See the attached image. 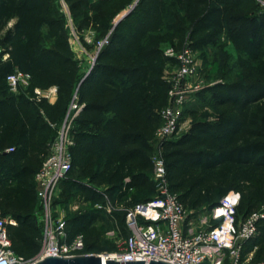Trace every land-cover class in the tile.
Here are the masks:
<instances>
[{
    "label": "trees",
    "instance_id": "trees-1",
    "mask_svg": "<svg viewBox=\"0 0 264 264\" xmlns=\"http://www.w3.org/2000/svg\"><path fill=\"white\" fill-rule=\"evenodd\" d=\"M64 1L78 21L79 32L97 27L103 36L109 34L88 76L80 73L67 18L56 0H0V218L16 223L6 225L13 252L33 260L43 248L45 225L37 216L43 209L35 176L74 100L82 108L72 123L73 166L59 185L61 196H75L76 191L75 197L85 203L105 204L108 197L114 203L129 200L132 208L155 198V133L169 103L170 84L165 77L177 64L162 47L170 41L161 40L162 32L178 40L177 51L189 43L199 53L218 47L219 38L225 36L243 72L242 81L205 87L194 96L198 102L186 105L183 120L195 121L187 133L164 145L171 191L194 208L202 207L205 196L218 189L240 192L238 220L260 209L264 203V11L253 7L249 13L240 12L244 0H139L116 26L109 7L127 0ZM169 13H175L172 20L167 19ZM16 71L31 80L29 88L20 87L14 94L7 78ZM36 88H57V102H37ZM10 148L14 151L7 152ZM100 158L104 161L98 168ZM151 189L153 198L135 204L138 194ZM102 214L87 209L71 216L66 241L82 235L85 252L95 253L101 246ZM106 217L117 221L122 235L128 234L126 214L112 212ZM263 242L264 221L258 236L244 245L243 261L246 249Z\"/></svg>",
    "mask_w": 264,
    "mask_h": 264
},
{
    "label": "built area",
    "instance_id": "built-area-1",
    "mask_svg": "<svg viewBox=\"0 0 264 264\" xmlns=\"http://www.w3.org/2000/svg\"><path fill=\"white\" fill-rule=\"evenodd\" d=\"M64 1V0H63ZM107 43L104 41L100 48ZM199 52L189 43L179 51L170 49L166 55L177 61L172 74L165 80L170 84L169 103L161 111L162 124L155 133L152 181L156 196L148 202L139 203L126 213L125 223L128 235L118 245L113 259L122 264L128 262L163 261L173 264H244L242 252L244 245L258 235L259 225L264 221V206L252 212L245 219L238 220L237 209L242 195L230 191L211 211L215 223L198 232L186 231L187 211L177 194L171 191L168 170L163 157L166 142L179 135L189 97L205 87L194 86L198 77L197 56ZM31 76L16 71L7 78L11 93L17 94L19 88L30 82ZM51 92L57 88L34 90V99L40 102L50 99ZM74 100L69 112L58 128L57 138L50 147V154L35 176L38 198L45 211L44 241L40 254L33 260H26L12 250L6 225L15 221L0 218V264H36L46 257H73L94 255L86 253L84 236L80 235L67 242V223L53 214V200L59 185L64 181L73 166L71 148L72 123L81 110ZM56 128L55 124H52ZM14 151L13 148L7 152ZM101 208V207H99ZM110 210V209H109Z\"/></svg>",
    "mask_w": 264,
    "mask_h": 264
},
{
    "label": "rangeland",
    "instance_id": "rangeland-1",
    "mask_svg": "<svg viewBox=\"0 0 264 264\" xmlns=\"http://www.w3.org/2000/svg\"><path fill=\"white\" fill-rule=\"evenodd\" d=\"M137 0H127L120 1L118 3H113L110 5V14L112 17V24L116 25V22L121 16L131 10L132 6L135 5ZM244 4L240 9L242 13H249L251 10H254L253 7H256L257 11H264V0H244ZM56 5L61 13L67 18V33L70 40V43L73 47L75 54V59L79 62L80 73L81 75L87 76V74L93 69L95 64V59L100 51L99 42L105 40L107 36H103L100 28L89 27L84 29L82 32H79L77 29L78 21H76L69 10L67 3L63 0H56ZM171 11H174L171 9ZM175 13H169L167 19L172 20ZM13 27V22L10 23L9 28ZM169 38L170 41L165 44H162V47L168 51L179 48V42L171 34L167 35L166 32L160 34L161 40ZM106 41V40H105ZM237 57L238 54L235 51L234 47L227 40L225 36L219 38L218 47H210L206 50L201 51L197 56L198 63V77L193 79L192 84L194 86L209 87L219 82H234L243 80V72L237 66ZM174 66L168 69V73L172 74L174 72ZM23 89L30 87V82L23 84L21 86ZM45 95H50V100H57L55 94L51 92L45 93ZM195 94L189 97V102H198L196 98L194 99ZM206 102H209V98L206 99ZM203 104L205 102L203 101ZM226 108H222L225 111ZM213 112L212 108H209ZM209 116V115H208ZM216 118V117H215ZM185 121V120H183ZM195 121L194 118L191 119L189 124H192ZM229 192L225 189H218L215 194L205 196V204L202 207L194 208L192 204L183 201L187 211V220L185 224L186 231L198 232L208 227H211L215 221L211 216V205L221 201V199L227 195ZM154 190L151 189L148 192H144L137 195L135 204L151 199L154 197ZM178 197L180 193H177ZM68 199V201H66ZM75 201V196L71 195L69 197H59L58 193L55 195L53 200V215L57 216L62 213L65 208L68 207V203H73ZM247 203L245 207H247ZM123 207L112 208L111 211L115 212L121 216H124L129 209V205L124 202L122 203ZM264 203L260 206L262 208ZM98 210H101L97 208ZM45 211H41V216L44 218ZM240 214H245V208L240 210ZM106 212L102 214V219L98 223V228L101 232V246L99 250L95 251L94 254H111L113 251H117L118 245L123 240L121 232L117 229V226L114 221L106 217ZM109 215V214H108ZM69 214H65L62 219L67 222L69 219ZM60 217V216H59ZM242 217V216H241ZM258 236V235H257ZM256 236V237H257ZM255 237V238H256ZM264 242L258 245L252 246L250 249H246L244 255V264H264ZM114 253V252H113Z\"/></svg>",
    "mask_w": 264,
    "mask_h": 264
},
{
    "label": "crops",
    "instance_id": "crops-1",
    "mask_svg": "<svg viewBox=\"0 0 264 264\" xmlns=\"http://www.w3.org/2000/svg\"><path fill=\"white\" fill-rule=\"evenodd\" d=\"M15 24V21H13V25ZM54 96H56L57 97V100H58V95L56 94V95H54ZM45 101H47L48 103H50V104H55L56 102H57V100L56 101H54L53 99L52 100H48V99H44ZM185 121H183L182 120V130H181V132L179 133V135L177 136V137H180L181 135H183V134H185V133H187L188 131H189V129H190V127H191V124H189V122L191 121V118H189V117H187V118H185L184 119ZM176 137V138H177ZM154 143H155V140H154ZM103 159L102 158H100V159H98L97 160V164H98V168H100V166L103 164ZM85 181H87V180H84V182ZM100 191H105V189L104 188H100L99 189ZM58 193V196L59 197H61V195H62V189L61 188H59L58 190H57V192H56V194ZM73 194L75 193V196H76V191H74V192H72ZM124 202H129V200H126V201H124ZM124 202H113V200H111L110 198H108L107 197V201H106V203L105 204H99V203H95V204H92V203H85L84 201H83V199H81L80 197H75V201H73V203H68V204H66V205H68V207L67 208H65L63 211H61L62 213H60V215H57L59 218H61L62 219V217H64V215L66 214H69L70 216H69V219H70V217L71 216H73L74 214H76L77 212H80V211H84V210H89V209H93V210H98L97 208H99V207H101V208H99V209H101V210H99V211H105L106 212V214H109V215H111L112 214V211H111V209L112 208H119V206L120 207H123L122 206V203H124ZM130 207V206H129ZM40 209H43L42 208V206H41V202H40ZM110 209V210H109ZM37 216H39L40 217V219H41V221L43 220L44 221V218L42 217V216H40L38 213H37ZM44 217H45V214H44ZM68 219V220H69ZM112 221H114L115 222V224H116V226H117V221L114 219V220H112ZM67 223V222H66ZM117 229H118V226H117ZM186 229V228H185ZM119 230V229H118ZM120 232V231H119ZM67 234V233H66ZM121 235H122V233H121ZM128 235V234H127ZM126 235V236H127ZM126 236H124V235H122V238H125Z\"/></svg>",
    "mask_w": 264,
    "mask_h": 264
},
{
    "label": "water",
    "instance_id": "water-1",
    "mask_svg": "<svg viewBox=\"0 0 264 264\" xmlns=\"http://www.w3.org/2000/svg\"><path fill=\"white\" fill-rule=\"evenodd\" d=\"M139 0H137V3ZM136 3V4H137ZM136 4L131 8L130 11L125 13L123 16L119 18L116 22V26L123 21L127 16L131 14L133 9L135 8ZM96 60V59H95ZM90 72L87 74V76ZM108 253L105 254H94V255H79L73 257H46L44 259L39 260L36 264H122L118 261L113 259H108ZM125 264H146L145 262H128ZM149 264H173V263H166L163 261H151Z\"/></svg>",
    "mask_w": 264,
    "mask_h": 264
},
{
    "label": "bare ground",
    "instance_id": "bare-ground-1",
    "mask_svg": "<svg viewBox=\"0 0 264 264\" xmlns=\"http://www.w3.org/2000/svg\"><path fill=\"white\" fill-rule=\"evenodd\" d=\"M108 255H109V257H113V258L115 257L114 254H108Z\"/></svg>",
    "mask_w": 264,
    "mask_h": 264
}]
</instances>
